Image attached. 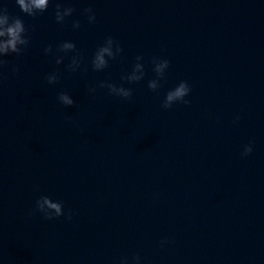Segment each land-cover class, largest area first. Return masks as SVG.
Returning <instances> with one entry per match:
<instances>
[{"label":"water","instance_id":"obj_1","mask_svg":"<svg viewBox=\"0 0 264 264\" xmlns=\"http://www.w3.org/2000/svg\"><path fill=\"white\" fill-rule=\"evenodd\" d=\"M56 3L75 9L62 24ZM0 7L30 40L0 67V264H264V0H50L35 17L16 0ZM109 36L123 52L96 71ZM63 42L76 51L57 64ZM137 56L144 79L123 80ZM153 58L170 61L157 91ZM181 81L190 105L163 108ZM42 196L65 215L45 219Z\"/></svg>","mask_w":264,"mask_h":264},{"label":"clouds","instance_id":"obj_2","mask_svg":"<svg viewBox=\"0 0 264 264\" xmlns=\"http://www.w3.org/2000/svg\"><path fill=\"white\" fill-rule=\"evenodd\" d=\"M16 3L20 7L21 11L29 16L35 17L37 13H44L48 10L50 5V0H16ZM56 21L57 23H64L66 17L72 16L75 12L73 7H64L60 3H56ZM88 13V20L91 23H95L96 16L94 10L89 7L86 10ZM80 22L77 20L73 23V27L78 29L80 28ZM27 28L24 24V21L19 16H12L6 7H0V67H3L8 62L3 59L5 56L12 54L20 55L25 48L30 43V40L27 36ZM52 46L49 45L45 49V53H52ZM76 45L72 42H63L57 48V57L56 63L62 64L64 62V56L59 55V53H68L75 52ZM123 52V48L120 46L119 42L116 41L113 37L109 36L105 43L100 46L93 57L92 65L94 70L101 71L108 67L109 58L115 60ZM144 58L143 56H137V63L134 65V69L130 75L122 77L123 80L128 82H139L145 77V67L143 63H140ZM82 63V57L77 54L71 58V63L68 65L70 71L75 72L79 69ZM152 63L155 65L154 72L156 73L157 79L149 81V88L153 91H157L162 85L161 80L165 79L166 70L170 67V61L167 59L153 58ZM18 71V69H17ZM139 73V75L137 74ZM59 77L56 74L49 75L47 77L48 83L55 84L58 81ZM101 88H108L111 94L130 99L132 97V89L125 88L123 86L117 87L115 84L101 82L99 85ZM95 91V88L90 89ZM191 86L187 81H181L178 86L173 90L168 91L165 101L163 103V108L170 109L176 102L184 103L185 105H190L191 101L186 100L191 93ZM59 101L68 107H71L75 104L73 98L67 93H61L58 97ZM239 117H237V120ZM253 147L251 144L245 146V150L242 153L243 156H248L252 153ZM53 199L49 196H42L37 200L36 211H39L44 215L45 219L52 220L58 217L65 215L64 206L62 202L56 201L52 202ZM44 205H47L48 210L46 211ZM73 213L71 210L68 212V219L72 218ZM162 244L166 241H161ZM135 264H140L139 255L134 257ZM122 264H128L127 259L125 258L122 261Z\"/></svg>","mask_w":264,"mask_h":264}]
</instances>
